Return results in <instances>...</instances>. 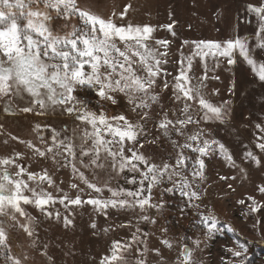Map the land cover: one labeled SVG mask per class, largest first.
I'll return each mask as SVG.
<instances>
[{
	"label": "snow or ice",
	"instance_id": "obj_1",
	"mask_svg": "<svg viewBox=\"0 0 264 264\" xmlns=\"http://www.w3.org/2000/svg\"><path fill=\"white\" fill-rule=\"evenodd\" d=\"M131 8L130 3L125 4L119 13L113 10L105 16L92 0H0L3 111L10 115L67 117L59 128L35 125L32 131L36 133L39 146L18 136H10V139L23 144L31 157L50 159L58 165V170L70 168L73 176L85 186L70 183V189L77 193L73 197L56 184L47 168L30 171L23 163L24 153L16 151L0 158V254L6 264H27L29 259L26 254H18L17 238L10 229L23 233L32 248L41 249V255L55 264L54 258L48 255V244L41 245L42 222L27 210L28 207L47 221L62 219L65 228L73 226L74 209L85 206H91L94 213L106 219L110 209H139L140 221L155 224L156 219L146 213L149 209L162 210L166 206L164 193L181 198L177 205L181 214L186 209L194 210L192 226L205 240L217 233L233 234L235 247L224 246L229 256H222L221 264H245L242 257L248 251V241L242 239L231 224L222 222L213 210H201L206 195L205 158L219 154L229 167L238 165L225 144L210 138L200 125L224 124L230 115L229 101L214 104L205 92L209 79L219 80V76H209V73L221 62L231 67L242 60L250 67L254 78L264 85V62L257 59V52H264V0L249 3L246 8V14L253 15L257 22L254 43L238 32L224 40H184L179 58L173 61L174 73L165 67L169 63L171 41L155 39L156 28L150 24L124 23ZM214 15L220 19L222 13L217 9ZM74 18L78 24H73L70 31L63 34L56 31L55 20H63L64 27H68ZM175 23L162 27L175 36ZM241 23L251 21H237V25ZM185 47L190 49L187 54ZM197 61L202 69L199 76L194 75ZM162 76L165 79L157 92ZM169 76L171 81L166 78ZM234 88L235 84L228 91ZM168 91L172 107L161 106L157 112L156 106L162 105L163 95ZM218 94L219 90L213 89L210 95ZM82 96L95 98L100 110H94ZM120 96L138 120L123 113L107 114V105H116ZM149 121L156 132L151 139L147 130ZM255 127L262 133L256 137L255 148L264 153V120ZM47 129L51 131L50 137L42 134V130ZM162 140L171 145L174 155L157 163L142 149L145 144L159 145ZM243 159L264 167V158H258L252 150H245ZM86 171H91L92 180L86 176ZM105 172L109 175L128 173L126 183L134 187L113 188L107 180L93 182L99 181ZM229 178L219 177L220 180ZM165 184L170 186L163 187L161 200L154 202L153 190ZM49 189H55L56 194ZM257 190L264 196V184ZM104 191L110 196L103 197ZM247 201L251 203L246 205L245 199L237 201L239 205H246L241 213L245 220L264 210V204L254 197L248 196ZM57 205L63 207L65 215L61 216ZM261 222L257 220L253 228ZM131 226V223L120 225ZM91 228H97L95 222ZM109 230L103 229L105 233ZM160 232L159 246L149 248V233L136 227L126 242L112 241L98 264H129L128 254L133 249L135 264H148L149 253L156 258V264H198L194 253L200 251L204 243L199 236H170L167 227ZM165 250L176 252L175 259L166 257Z\"/></svg>",
	"mask_w": 264,
	"mask_h": 264
},
{
	"label": "rangeland",
	"instance_id": "obj_2",
	"mask_svg": "<svg viewBox=\"0 0 264 264\" xmlns=\"http://www.w3.org/2000/svg\"><path fill=\"white\" fill-rule=\"evenodd\" d=\"M259 0H138L132 4L135 8L136 16L133 21L135 23L150 24L156 28L153 33L155 39H168L170 44L169 63L165 66L169 72H175V64L173 61L179 58V50L182 41H198V40H224L229 38L234 32H238L241 36L249 37V42L254 43L253 33L257 27L256 18L251 14H246V8L249 3L256 4ZM220 10L222 15L220 19L216 18L214 13ZM171 13V16H170ZM131 14L132 11H131ZM54 15V14H53ZM249 20L251 23H241L237 25V21ZM175 21L173 36L165 27L169 23ZM73 24H78L74 18L69 22L68 27H64V21L55 20L56 31L60 34L71 30ZM185 54L190 49L185 47ZM257 59L264 62V52H257ZM202 72L201 66L197 61L194 64V75L199 76ZM219 76V80L209 79L205 92L209 94V99L214 104H222L229 101L230 115L227 122L220 124L219 122L201 123L200 127L205 128L210 138H214L222 143L233 154V158L238 167H229L224 159L219 155H209L205 158L206 164V195L203 199L201 210L211 209L214 214L224 223L231 224L242 239L248 241V251L244 257L245 264H264V210L256 214H252L251 219L245 220L241 215L246 210V205L251 201H247L248 196L254 197L259 203L264 204V196H262L257 188L264 184V167L257 166L254 162H246L243 159L245 150H252L258 158H264V153L255 148L258 142L256 137L262 133L255 127L257 123L264 120V85L257 81L250 67L242 60L229 67L226 62H221L220 66L214 72H210L209 76ZM171 81V77H166ZM165 77L158 80L156 91L159 92L162 87V81ZM235 84L232 92L228 89ZM213 89H218L219 94L210 95ZM171 92L168 91L163 95L162 105L156 106L159 111L161 106L172 107L170 102ZM89 105L94 110H100L99 102L89 96ZM4 104L0 102V158L7 157L14 152H22L25 154L23 160L24 165L34 172H39L47 168L53 175L56 184L71 196L77 193L70 189L72 182L80 184L81 188H85L76 177L73 176L70 168H62L58 170V165L49 160H38L31 157L28 149L18 141H13L10 136H18L21 139L31 140L39 146V140L36 133L32 131L37 123L41 125H51L53 127H62L67 117L48 114L45 116H37L35 114L10 115L3 111ZM107 114H126L132 120H138L139 117L128 108L122 96L118 97L116 105H107ZM155 115V113H154ZM69 127L72 126L68 121ZM195 128V126H192ZM147 130H150L149 139L156 135L155 129L151 121L147 124ZM45 137H50V129L42 130ZM175 138V137H173ZM8 143L5 144L4 141ZM148 157L154 158L155 162L167 161L169 155H174L171 145L162 140L159 145L145 144L142 149ZM245 171L242 173L240 169ZM83 170V169H82ZM14 172V169L10 168ZM90 180L93 179L91 171L85 172ZM128 173L121 175L111 174L108 172L100 176L101 183L105 180L113 188H133V185L126 183L125 177ZM220 176L230 177L227 180H220ZM228 185H231L230 189ZM169 184L161 186L153 190V201L161 200V192L163 187H169ZM44 187L47 188L45 184ZM55 193V189H49ZM91 195L90 190L86 189ZM103 197L107 198L110 193L104 191ZM87 198V195H85ZM180 197L170 193L163 194V200L166 206L162 210L149 209L147 215L156 219L155 224L145 223L138 219L139 209H110L109 217L106 219L102 215L94 213L91 206L83 208H75L73 226L65 228L63 220L51 221L45 220L39 216L35 209L28 207L27 210L34 216H38L42 224L39 229L41 245L48 244V255L53 257L55 264H98L99 258L105 255L114 240L127 241L131 237V233L136 227H140L142 231L149 233V248L158 247V238L161 235V228L167 227L169 235L175 236H199L204 243L201 244V250L194 253L198 264H221L222 256H229L224 251V246L235 247L233 240L235 237L232 233H217L212 238H205L196 231L192 226L194 219V210L186 209L183 214L179 212L177 205L180 203ZM245 199L246 205H239L238 200ZM61 216L65 215L62 206L57 205ZM257 220L262 222L255 228ZM95 222L96 229L91 228V224ZM131 223V227H120ZM110 230L105 233L103 229ZM12 234L17 238L16 248L21 256L29 257L27 264H50L48 257L41 255V249L31 247V241L15 229H10ZM95 233V234H94ZM74 253V255L72 254ZM164 255L170 260H174L177 253L164 251ZM129 264H135L134 249L128 254ZM148 264H156V258L149 253L147 256ZM0 264H6L5 258L0 254Z\"/></svg>",
	"mask_w": 264,
	"mask_h": 264
},
{
	"label": "crops",
	"instance_id": "obj_3",
	"mask_svg": "<svg viewBox=\"0 0 264 264\" xmlns=\"http://www.w3.org/2000/svg\"><path fill=\"white\" fill-rule=\"evenodd\" d=\"M138 0H92L93 5L100 9L105 16L111 14L113 10H115L117 13L123 10V6L125 4H133L137 2ZM131 11L133 14H131ZM136 14L135 8L132 6L131 10L129 11L126 19L123 21L124 23L131 22L132 24H140L141 23H135L133 21V18Z\"/></svg>",
	"mask_w": 264,
	"mask_h": 264
},
{
	"label": "built area",
	"instance_id": "obj_4",
	"mask_svg": "<svg viewBox=\"0 0 264 264\" xmlns=\"http://www.w3.org/2000/svg\"><path fill=\"white\" fill-rule=\"evenodd\" d=\"M82 98L86 99L89 103V96H82Z\"/></svg>",
	"mask_w": 264,
	"mask_h": 264
}]
</instances>
